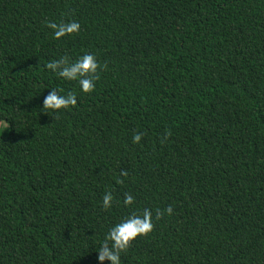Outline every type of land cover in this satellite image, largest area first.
<instances>
[{"label":"trees","instance_id":"trees-1","mask_svg":"<svg viewBox=\"0 0 264 264\" xmlns=\"http://www.w3.org/2000/svg\"><path fill=\"white\" fill-rule=\"evenodd\" d=\"M84 52L90 94L44 67ZM47 88L77 106L45 113ZM5 117L0 264H97L112 223L168 206L122 264H264V0H0Z\"/></svg>","mask_w":264,"mask_h":264},{"label":"clouds","instance_id":"clouds-1","mask_svg":"<svg viewBox=\"0 0 264 264\" xmlns=\"http://www.w3.org/2000/svg\"><path fill=\"white\" fill-rule=\"evenodd\" d=\"M46 27L51 29L53 39L60 40L65 36H70L80 32L81 25L78 20L72 19L66 22L56 23L49 21ZM44 67L64 81H75L82 93L90 94L96 88V81L99 79L100 63L97 57L91 52H84L72 60L68 56H61L59 59L49 61ZM49 89L42 101V108L50 110L53 115L60 110H68L77 106V95L71 91H64L60 88ZM7 117L0 120V127H7ZM142 133L137 132L132 137L133 143H140ZM126 172L121 175H126ZM114 203V196L105 192L102 196L101 207L110 209ZM125 207L134 203L131 194H125L122 201ZM173 208L168 206L164 212L153 211L145 208L142 213H131L112 223L104 233V238L99 244L96 256L97 264H104L107 260L109 264H122L121 254L126 252L131 242L139 236L148 235L154 229V219H159L161 215H171Z\"/></svg>","mask_w":264,"mask_h":264},{"label":"rangeland","instance_id":"rangeland-1","mask_svg":"<svg viewBox=\"0 0 264 264\" xmlns=\"http://www.w3.org/2000/svg\"><path fill=\"white\" fill-rule=\"evenodd\" d=\"M0 131H1V133L5 134L7 132V129L5 127H0Z\"/></svg>","mask_w":264,"mask_h":264}]
</instances>
